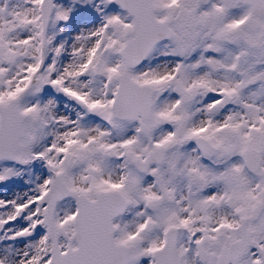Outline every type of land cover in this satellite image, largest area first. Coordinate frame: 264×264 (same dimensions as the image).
Instances as JSON below:
<instances>
[{
	"label": "snow or ice",
	"instance_id": "obj_1",
	"mask_svg": "<svg viewBox=\"0 0 264 264\" xmlns=\"http://www.w3.org/2000/svg\"><path fill=\"white\" fill-rule=\"evenodd\" d=\"M0 264H264V0H0Z\"/></svg>",
	"mask_w": 264,
	"mask_h": 264
}]
</instances>
